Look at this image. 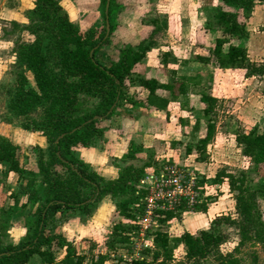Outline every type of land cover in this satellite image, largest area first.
<instances>
[{"label": "trees", "instance_id": "1", "mask_svg": "<svg viewBox=\"0 0 264 264\" xmlns=\"http://www.w3.org/2000/svg\"><path fill=\"white\" fill-rule=\"evenodd\" d=\"M106 2L102 0L104 26L82 29L70 19L60 0H33L28 22L23 27L34 35V39L21 44L16 51L8 109L15 116H26L28 120L24 126L45 135L47 146L39 149L38 169L33 170L21 162L20 146L0 136V163L6 166L7 173L16 176L18 182V190L9 194L12 204L25 207L31 202L36 205L32 212L36 220L34 232L23 241L3 243L1 235L6 221L0 222V264H27L34 255H39L43 264H107L110 251L116 248L115 244L132 242L136 234L137 225L133 221L145 194L139 185L144 168L134 165L119 167L116 178L105 180L73 155L72 149L96 144L103 134L98 121L113 116L133 84L147 90L139 106L165 110L170 98L159 93V90L167 91L172 98L177 95L173 83L161 82L156 77H144L135 70L136 64L144 59L155 43L152 37L159 26L154 17L149 22V36H143L133 46L124 47L119 58L110 64L99 60L96 53L107 44L112 32V13L119 8L117 0H110L106 13ZM255 4L256 0H218L210 9L205 28L216 29L220 34L214 38L209 55L194 54L191 59L213 61L216 67L223 69H242L246 77L264 74V63L252 61L247 45L239 43L249 36L246 20ZM107 18L110 23L108 34ZM29 71L33 75V84L28 76ZM188 77L182 79H191ZM184 80L180 84V93L187 91ZM81 95L97 97L99 102L90 112L79 114ZM200 102L204 105L201 108L204 120L201 122L202 119H198L193 129H201L202 132L197 141L186 146V152L195 154L197 161L205 162L208 159V145L216 134L218 98L204 93ZM33 113L35 116L31 115ZM235 140L242 155L250 158L253 165L264 167V118L261 127L255 125L249 131L237 129ZM202 177L203 182L215 185L227 181L235 194L237 218L220 214L211 220L208 228H201L195 233L185 230L173 235L160 227L174 218H180L187 207L183 206L178 212H166L159 218V227L152 230V258H135L129 264H167L173 260L174 249L179 245L184 246L185 256L178 264H203L207 258H221V248L231 235L225 224L238 228L241 242L253 241L264 249V212L258 197L264 195V182L252 190L247 186L248 172L245 169L234 173L225 167L211 178L205 180ZM108 195L123 197L116 204L122 219L113 226L107 244L108 253L88 256L64 236L44 233L59 211L72 209L91 213L96 202ZM209 199L214 198L210 196ZM207 209L204 202L195 211L205 212ZM2 211L5 212L4 209ZM54 242L65 248L61 262L57 261L52 250L46 248ZM93 249L90 248V252Z\"/></svg>", "mask_w": 264, "mask_h": 264}, {"label": "rangeland", "instance_id": "2", "mask_svg": "<svg viewBox=\"0 0 264 264\" xmlns=\"http://www.w3.org/2000/svg\"><path fill=\"white\" fill-rule=\"evenodd\" d=\"M60 1L70 19L82 29L104 26L102 0L99 4V0ZM117 1L119 8L112 13L109 40L98 50L96 56L104 64L117 60L124 47L133 46L143 36H149V22L154 17L159 26L152 37L155 43L144 59L136 64L135 70L144 77H156L161 82L173 83L177 97L172 98L167 91L159 90V93L170 98L165 110L138 108L141 98L147 95V90L133 84L127 90L126 99L119 102L113 116L98 121L103 134L96 144L74 147L73 155L83 160L105 180L116 178L119 167L134 165L143 167L146 172L173 162L191 166L205 180L213 177L223 167L234 173L245 169L248 172L247 186L252 190L257 188L264 182V167L253 165L250 158L242 155L235 140V131H249L255 125L262 126L264 74L246 77L242 69H223L216 67L213 61L191 59L194 54L209 55L214 38L220 34L216 29L205 28L210 18V9L218 0ZM32 7L33 0H0V136L18 144L21 162L28 168L37 170V155L40 148L47 146L46 136L38 130L26 128L24 124L28 118L15 116L8 109L10 89L14 82L12 64L16 51L21 44L34 39V35L23 27L28 22V13ZM246 25L249 36L239 43L247 45L252 61L264 63V0H256ZM28 76L33 84L31 71ZM184 76L191 79L184 80ZM182 80L186 93L179 91ZM204 93L218 98L217 129L213 141L208 145L207 161L199 162L195 154H187L186 146L193 144L201 135V129L195 131L193 126L198 119H202L201 122L204 120L201 110L204 105L200 102ZM98 102L97 97L81 95L78 113L90 112ZM31 115L35 116V113ZM130 119H135L133 124ZM202 126L203 123L201 128ZM17 185L16 176L7 173L6 166L0 163V222L6 221L1 239L5 244H16L27 239L36 226L32 215L35 204L29 202L25 207L12 204L9 194L18 190ZM203 191L212 214H228L237 218L235 194L227 181L216 185L205 184ZM210 196L214 199L210 200ZM258 197L264 212V195ZM121 199L123 197L104 196L96 202L91 213L61 210L44 233L64 236L88 256L108 253L110 250L107 244L113 226L122 219L116 209V204ZM3 209L5 212H1ZM188 212L197 211H183L180 218H174L160 228L173 235L189 230L186 216ZM224 226L231 235L221 248L222 257L207 258L203 264H264V249L259 243L241 242L235 225ZM133 244L116 243V248L110 251L107 264L117 261L129 264L135 258H152L154 244L148 250L146 247H139L138 250ZM92 247L94 249L90 252ZM46 248L52 250L57 261L61 262L65 248L59 247L56 242ZM184 256L185 248L179 245L174 249L173 260L167 264H178L184 260ZM28 264L43 262L39 255H34Z\"/></svg>", "mask_w": 264, "mask_h": 264}, {"label": "built area", "instance_id": "3", "mask_svg": "<svg viewBox=\"0 0 264 264\" xmlns=\"http://www.w3.org/2000/svg\"><path fill=\"white\" fill-rule=\"evenodd\" d=\"M201 177L191 166L173 162H167L142 175L139 185L145 190V194L133 221L137 225V231L132 244L138 250L139 247L153 246L152 230L159 227V218L164 213L178 212L183 206L195 211L197 206L205 202L203 190L205 184L209 183L203 182Z\"/></svg>", "mask_w": 264, "mask_h": 264}, {"label": "crops", "instance_id": "4", "mask_svg": "<svg viewBox=\"0 0 264 264\" xmlns=\"http://www.w3.org/2000/svg\"><path fill=\"white\" fill-rule=\"evenodd\" d=\"M99 3H100V0L98 1V4ZM138 108L149 109V108L143 107V106H138ZM130 120L132 121V124L135 121V119H130ZM186 216H188V220H189V224H188L189 230L188 231H190L192 233H195L196 231H198L201 228H208L210 226L211 220L214 217H216L214 213L212 214L211 208L208 209V212L207 211H205V212L204 211L188 212L186 214ZM29 263H30V261H29Z\"/></svg>", "mask_w": 264, "mask_h": 264}, {"label": "water", "instance_id": "5", "mask_svg": "<svg viewBox=\"0 0 264 264\" xmlns=\"http://www.w3.org/2000/svg\"><path fill=\"white\" fill-rule=\"evenodd\" d=\"M109 4H110V0H107L106 2V6H105V12L108 13V9H109ZM106 28H107V34L109 33V29H110V23H109V19H106ZM94 50H92L93 52Z\"/></svg>", "mask_w": 264, "mask_h": 264}]
</instances>
